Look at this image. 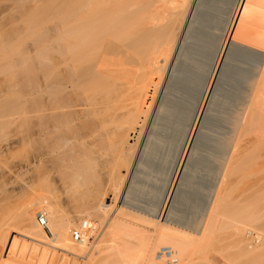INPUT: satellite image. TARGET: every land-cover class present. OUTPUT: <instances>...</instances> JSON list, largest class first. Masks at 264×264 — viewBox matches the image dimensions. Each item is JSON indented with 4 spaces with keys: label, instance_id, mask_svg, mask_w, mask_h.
<instances>
[{
    "label": "bare ground",
    "instance_id": "bare-ground-1",
    "mask_svg": "<svg viewBox=\"0 0 264 264\" xmlns=\"http://www.w3.org/2000/svg\"><path fill=\"white\" fill-rule=\"evenodd\" d=\"M63 1L42 39L0 40L28 75L0 95V264H264V191L230 198L264 166V0Z\"/></svg>",
    "mask_w": 264,
    "mask_h": 264
},
{
    "label": "rangeland",
    "instance_id": "rangeland-1",
    "mask_svg": "<svg viewBox=\"0 0 264 264\" xmlns=\"http://www.w3.org/2000/svg\"><path fill=\"white\" fill-rule=\"evenodd\" d=\"M52 1L51 0H22V1H20V0H0V16L2 17V18L0 17V22L3 20L4 24H6V25H4L3 22H1L2 23V25H1L2 28L1 29L4 30V31H5V29H7L6 32L3 33V34L6 35L7 37H8V35H12V37L10 36V38H13L14 37L13 39L15 41H16V39L19 40V41L21 40V44L24 45L25 47H27L28 45L33 44V42L35 40H37L39 37H40V39H42L43 36L45 37V34L47 33V30H48L47 28L49 27V24H48V22L50 21L49 19L52 18V17L50 18V15L53 16V14H54L53 12H55L57 10V13L55 12V14L56 15L58 14L57 16H58V19L60 20L59 17L61 15L59 14L60 11H58V9L59 10L61 9L60 7L63 6L62 3L64 2L63 0H62L63 2L60 1V0H58V1L55 0L54 2H60V3H56V5H55ZM17 2H20V3H17ZM53 4L55 6H52ZM34 5H39L41 7V8L39 7L40 8V11L38 9H36L38 7L35 6L36 8H34ZM56 7L57 8L59 7V8L57 9ZM34 10H38V12H36ZM55 18H56V16H55ZM58 19L55 20V22H57ZM51 23H52V21H51ZM3 26H5L6 28H4ZM2 30H1V32H3ZM7 32H8V35L6 34ZM39 33H42V34L39 35ZM4 35L3 36L1 35L2 37L0 36V40H1V38H2L1 41H3V39L4 40H9V37L7 38ZM37 35H38V37H37ZM13 39H11V40H13ZM15 50H17V48ZM21 51H22V49H21ZM21 51L20 50H18L17 52L16 51H13L14 53L16 52V55L14 53H12V52H11L12 55H8L10 57H12L13 54H14V56H16L14 58V59H16L15 61H17L16 64L13 63V62H10L11 64L13 63L12 66H14V69H12L11 64L8 63V61H10L11 58H8L7 57V59H8L7 61H6V59H5V61H1V62H5L6 65L8 63L9 64L8 66H10L11 69H8V68H10L8 66L5 69L4 68L5 63H3V64L0 63V65L1 64L3 65V66H1V69L2 70H0V95L1 94L3 95L5 93L4 95L6 97L7 96V93H9L10 91L13 92V90H16V92L14 91L13 94L10 93L8 95L9 98L13 99V100L10 99L11 102L12 101L13 102L15 101L16 96H17L16 99H18V96L21 95V93H23L22 91L24 89H27V88H23V90H22V87H28L27 86V84H28V75H27V72H26V70H23L22 69V66L20 65V62H22V56H23V59H25L24 58V55H22ZM20 53H21L22 56L20 55ZM20 66H21V68H20ZM5 99H6V101L8 103H10V100H8L7 97ZM10 130L11 131L13 130L12 127H11ZM263 153H264V151H263ZM261 160H262V158L260 159V161ZM260 161H257L258 162L257 165L259 163H261ZM260 166L261 165H259V167H258V166H253V164L252 165L248 164V167L247 168L245 167L246 169L242 171V173H241V175L239 177L238 182H236L235 183L236 185L234 184V186H233L234 188H233V191H232L233 192L232 193V196L230 195V198L233 201L234 200H237L240 203L242 200H244V202L246 203L247 197L249 196V195H247L248 193L249 194H252V192L253 193L254 192H256V193L260 192L261 193V188L264 191V188L262 186L264 184H259V183L256 182V178H258V176H259V175L256 176V174H260L259 169L261 171L262 170L264 171V169H263L264 166L263 167H260ZM257 168H258V171L259 172L257 171ZM263 171L261 173L262 175H264V172ZM57 175H58L57 173L54 174V175H52L51 179H52V181H54L53 184H55L56 187H58V191L60 190V192L62 193L61 197L63 198L64 202H66L65 203L66 206H68L69 198H68V195L65 193V192H67L66 191V189H67L66 187L67 186L64 183H62V179L60 180V178H59L60 175L59 176H57ZM260 183H262V182H260ZM10 188H11V186L9 185V183H7V182H0V199L8 195V192H9V189ZM256 188H259L260 191L258 189H256ZM251 190H252V192H251ZM63 192H64V194H63ZM251 196L254 199L253 196H255V195L253 194ZM263 196H264V194H262V197ZM256 197L258 198L260 196H255V199L254 200H252V199L249 200V198H250V196H249L248 200L250 201V204H253V201L257 200ZM262 197L259 198V202L257 201V203L259 205L258 204H255V206L256 205L259 206V209L257 207H255V206H254L255 208L253 207V209H255L256 210V214L259 215L260 218H262V219H260L259 216H258L259 220L261 221L260 223H263L264 224V202H261L260 203V201H264V197L263 198ZM232 200H230V201L232 202ZM249 201H247L248 205H250L249 204ZM106 203L107 204H110L111 203V197H108L106 199ZM240 204H242V203H240ZM246 204L244 206H246V208H247V205ZM260 204H263V205H260ZM235 206H236V204L234 206H232V208L235 207ZM244 206H243V208H244ZM232 208L229 207L230 210H227V211H230V212L233 211L234 212V210H232ZM235 209H237V208H235ZM248 209H250V207L247 208V210ZM237 211H239V210L237 209L236 212ZM250 211L251 210H249V212ZM235 214L233 213V215H232V213H231V217L232 218H237V215H235ZM240 215H241V211H240L239 216ZM226 216H227V214H226ZM227 217H230V214ZM227 217H226V221H227ZM232 218H230V219H232ZM8 250L5 251V253H4V257L5 258H7V256H8Z\"/></svg>",
    "mask_w": 264,
    "mask_h": 264
},
{
    "label": "snow or ice",
    "instance_id": "snow-or-ice-1",
    "mask_svg": "<svg viewBox=\"0 0 264 264\" xmlns=\"http://www.w3.org/2000/svg\"><path fill=\"white\" fill-rule=\"evenodd\" d=\"M245 12H247V8L244 9ZM243 50L237 48L236 46H233V49L229 55V60L230 61H236L239 62L241 57L243 56ZM140 163L144 164V165H148L151 166V160L150 159H143L141 161H139ZM69 210H71V206L69 205ZM209 255L211 256V253H209ZM208 264H212V261L209 260Z\"/></svg>",
    "mask_w": 264,
    "mask_h": 264
},
{
    "label": "built area",
    "instance_id": "built-area-1",
    "mask_svg": "<svg viewBox=\"0 0 264 264\" xmlns=\"http://www.w3.org/2000/svg\"><path fill=\"white\" fill-rule=\"evenodd\" d=\"M37 222L38 224H40L43 227H46L48 224V219L47 216L45 214L40 213L37 217ZM86 229V224H83L80 227V230H75L73 233V238L75 241H81L83 239L82 237V230Z\"/></svg>",
    "mask_w": 264,
    "mask_h": 264
}]
</instances>
